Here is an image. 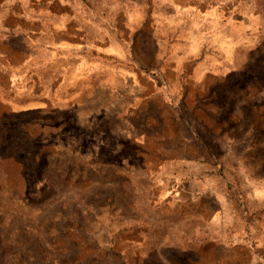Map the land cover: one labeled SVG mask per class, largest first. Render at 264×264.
Masks as SVG:
<instances>
[{
	"label": "rangeland",
	"instance_id": "rangeland-1",
	"mask_svg": "<svg viewBox=\"0 0 264 264\" xmlns=\"http://www.w3.org/2000/svg\"><path fill=\"white\" fill-rule=\"evenodd\" d=\"M0 264H264V0H0Z\"/></svg>",
	"mask_w": 264,
	"mask_h": 264
},
{
	"label": "trees",
	"instance_id": "trees-1",
	"mask_svg": "<svg viewBox=\"0 0 264 264\" xmlns=\"http://www.w3.org/2000/svg\"><path fill=\"white\" fill-rule=\"evenodd\" d=\"M33 231L34 230H37L38 231V229H32ZM19 232V233H18ZM22 232H23V229H18V231H14V233H13V235H8V236H6V238L4 239L5 240V243H9V244H16V245H19L20 243L21 244H23L22 242H23V239H24V236H23V234H22ZM17 255H23V256H25L24 255V252L21 250L19 253H17ZM53 253L51 254V257H49L48 258V260L51 262L52 261V259L54 258L53 257ZM22 256V257H23ZM54 263V262H53Z\"/></svg>",
	"mask_w": 264,
	"mask_h": 264
}]
</instances>
